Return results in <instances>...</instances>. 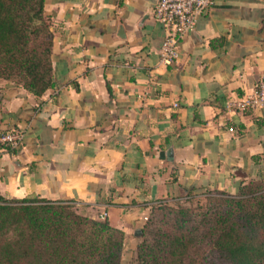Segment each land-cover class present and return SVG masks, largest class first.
I'll use <instances>...</instances> for the list:
<instances>
[{
  "label": "crops",
  "instance_id": "crops-1",
  "mask_svg": "<svg viewBox=\"0 0 264 264\" xmlns=\"http://www.w3.org/2000/svg\"><path fill=\"white\" fill-rule=\"evenodd\" d=\"M156 1L44 0L54 86L0 79V133L24 134L0 150V196L71 200L126 238L158 201L264 174V108L225 110L264 77V0H214L172 66Z\"/></svg>",
  "mask_w": 264,
  "mask_h": 264
},
{
  "label": "trees",
  "instance_id": "trees-1",
  "mask_svg": "<svg viewBox=\"0 0 264 264\" xmlns=\"http://www.w3.org/2000/svg\"><path fill=\"white\" fill-rule=\"evenodd\" d=\"M43 4L0 0V79L35 97L54 86ZM197 196L204 206H150L130 264H264V174L240 184L235 194L186 190L177 200ZM74 204L0 196V264H125L123 232L105 219L78 214ZM160 214L170 217V228L157 226Z\"/></svg>",
  "mask_w": 264,
  "mask_h": 264
},
{
  "label": "built area",
  "instance_id": "built-area-1",
  "mask_svg": "<svg viewBox=\"0 0 264 264\" xmlns=\"http://www.w3.org/2000/svg\"><path fill=\"white\" fill-rule=\"evenodd\" d=\"M214 0H157L153 7V18L164 32L158 51V64L172 66L179 59V43L195 29L197 18L209 10ZM174 107L176 105H173ZM264 108V77L250 92L227 99L225 110L230 113H243ZM24 139L21 130L0 133V150L18 149ZM103 219V216L100 217Z\"/></svg>",
  "mask_w": 264,
  "mask_h": 264
},
{
  "label": "rangeland",
  "instance_id": "rangeland-1",
  "mask_svg": "<svg viewBox=\"0 0 264 264\" xmlns=\"http://www.w3.org/2000/svg\"><path fill=\"white\" fill-rule=\"evenodd\" d=\"M166 205L172 208H174L177 205L191 206L192 208H195L196 206H204L205 199L201 196H197L193 200H174V201L166 202ZM74 208L78 214L84 215L86 213V208L83 206L74 204ZM144 222L146 221L144 220L143 223ZM170 222H171V219L169 216L160 214V219L157 221V226L161 229L162 228L168 229L170 228ZM140 241H141V237H140L139 229L135 230L130 236L126 238L124 237L122 252L120 255V261L122 263L130 264L135 261L136 246L140 243Z\"/></svg>",
  "mask_w": 264,
  "mask_h": 264
}]
</instances>
